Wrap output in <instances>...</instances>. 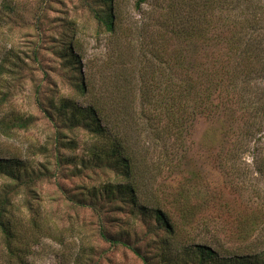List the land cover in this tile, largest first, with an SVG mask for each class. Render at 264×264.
Wrapping results in <instances>:
<instances>
[{
    "label": "rangeland",
    "instance_id": "rangeland-1",
    "mask_svg": "<svg viewBox=\"0 0 264 264\" xmlns=\"http://www.w3.org/2000/svg\"><path fill=\"white\" fill-rule=\"evenodd\" d=\"M96 1L100 0H0V117L30 116L32 121L28 129H17L11 138L0 133V157L18 150L34 161L35 168L49 167L46 176L30 190L20 188L9 206L11 218L22 223L18 230L22 244L27 246V252L19 254L22 264H145L128 246L102 239L98 234L100 219L109 233H121L119 238L137 247L149 264H159L158 238L162 232L154 236L148 222L113 208L102 209L99 219V212L83 205L81 200L89 188L114 176L79 168L78 158L85 155L84 145L88 140L82 129H63V140L71 139V146L75 147L60 148L59 153L66 159L73 157V161L64 160L56 165L54 128L35 103L36 97L42 101L47 97H67L74 104L90 103L89 94H81L76 84L81 81L87 90L100 91V71L108 59L113 61L116 56V38L125 35L122 44L126 42L131 28L138 29L151 20V10L157 15L159 10L155 5L166 0H148L140 9L135 7L137 0H112L119 17L115 34L104 31L92 17L87 4L98 6ZM246 2H241L242 7ZM197 3L202 29L197 40L200 67L228 58L231 50L228 40L233 30L244 32L243 43L258 34L263 38L259 49L264 54V0L250 2L251 8H258L257 18L250 9H233L230 0H197ZM232 19L236 20L235 26ZM134 38L137 44L138 37ZM68 45H72L79 64H71V59L66 61L55 52L63 51ZM250 78L251 84L264 85V73H254ZM220 90L221 95L235 96L231 89ZM232 133L239 132L232 129L231 139H234ZM263 133L264 126L247 139V150L240 156L246 173L234 177L220 169L215 157L219 136L214 123L203 115L198 116L186 141L188 152L180 172L165 173L157 183L161 206L184 242L210 246L223 259L263 263L260 253L264 249V175L257 171L256 159L261 155L256 148L264 146ZM41 146L46 150L39 149ZM188 171L193 175L186 174ZM185 177H195L204 195L203 201L191 197V214L185 216L188 218L183 217L173 199ZM6 181L0 176V187ZM0 264H13L1 241Z\"/></svg>",
    "mask_w": 264,
    "mask_h": 264
},
{
    "label": "trees",
    "instance_id": "trees-1",
    "mask_svg": "<svg viewBox=\"0 0 264 264\" xmlns=\"http://www.w3.org/2000/svg\"><path fill=\"white\" fill-rule=\"evenodd\" d=\"M147 1L137 0L135 7L140 9ZM245 1L242 7L241 2ZM230 2L233 9H250L254 17L258 14L257 7L251 8V0ZM96 3L98 6L94 7L87 4L92 17L104 31L115 34L119 17L113 1ZM6 7L12 9L10 5ZM155 8L158 14L151 10V20L138 29L131 28L126 42L122 44L125 35L116 38L114 62L108 59L100 71L101 92L87 90L81 81L76 84L81 94H89L90 103L74 104L67 97H47L43 101L35 98L37 108L54 128L56 165L64 160L73 161V157L66 159L59 153L60 148L75 147L71 146V139L63 140V129L84 130L88 140L84 145L85 155L78 158L79 168L114 176L89 188L81 200L83 205L99 212V219L102 209L113 208L148 222L154 236L162 232L158 238L159 264H246L242 259L220 258L215 249L203 243L184 242L161 206L157 183L165 173L180 172L188 152L186 141L201 115L214 123V131L219 136L215 157L220 169L234 177L246 173L240 156L247 150V139L264 126V85H253L250 78L254 73H264L263 49H259L263 38L256 34L243 43L244 32L233 30L228 40L231 49L228 58L200 67L197 40L202 29L197 0H166L164 4L157 3ZM244 21L247 20L244 18ZM232 24L235 26L236 20ZM65 47L55 52L66 61L71 59V64H79L72 45ZM33 56L37 60L35 50ZM241 75L244 77L238 83ZM221 88L231 89L235 96L221 95ZM31 125L30 116L0 117V133L7 138L17 129H28ZM232 129L239 132L232 133L236 136L234 139H231ZM262 149L256 148L261 153L256 159L257 171L264 175V146ZM33 163L18 150L10 151L8 157H0V176L7 180L0 187V241L13 264H22L19 254L27 252L18 230L22 223L9 215L13 195L23 187L30 190L49 171L48 166L35 168ZM186 174L193 175L190 171ZM203 196L198 180L185 177L173 199L183 217L188 218L185 216L191 214V197L203 201ZM109 232L100 219L98 234L102 239L128 246L149 264L137 247L119 238L121 233ZM260 255L264 264V249Z\"/></svg>",
    "mask_w": 264,
    "mask_h": 264
}]
</instances>
